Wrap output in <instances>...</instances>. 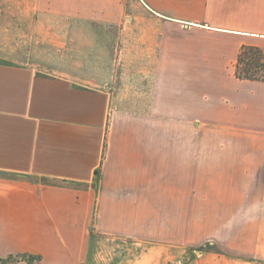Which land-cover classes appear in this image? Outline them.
<instances>
[{"label":"crops","instance_id":"crops-1","mask_svg":"<svg viewBox=\"0 0 264 264\" xmlns=\"http://www.w3.org/2000/svg\"><path fill=\"white\" fill-rule=\"evenodd\" d=\"M243 46L264 50V0H0V264L253 253L264 82L235 77Z\"/></svg>","mask_w":264,"mask_h":264},{"label":"rangeland","instance_id":"rangeland-1","mask_svg":"<svg viewBox=\"0 0 264 264\" xmlns=\"http://www.w3.org/2000/svg\"><path fill=\"white\" fill-rule=\"evenodd\" d=\"M259 231L261 234L256 237L252 245L253 253L234 251L229 248L225 250L226 247L215 239L211 240L212 244L206 242L184 252H169V256H181L169 264H264V219L259 222ZM248 245L250 246L251 242ZM140 253L138 249L133 253L137 261H141L143 256V253L141 256Z\"/></svg>","mask_w":264,"mask_h":264},{"label":"trees","instance_id":"trees-1","mask_svg":"<svg viewBox=\"0 0 264 264\" xmlns=\"http://www.w3.org/2000/svg\"><path fill=\"white\" fill-rule=\"evenodd\" d=\"M234 75L240 80L264 82V50L241 47L235 62Z\"/></svg>","mask_w":264,"mask_h":264}]
</instances>
